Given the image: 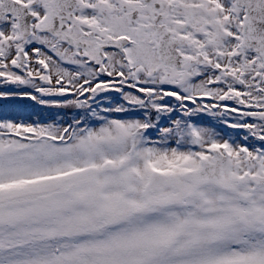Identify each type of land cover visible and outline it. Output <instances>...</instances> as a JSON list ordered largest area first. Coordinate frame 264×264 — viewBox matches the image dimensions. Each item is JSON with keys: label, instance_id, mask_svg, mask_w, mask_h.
<instances>
[{"label": "snow or ice", "instance_id": "1", "mask_svg": "<svg viewBox=\"0 0 264 264\" xmlns=\"http://www.w3.org/2000/svg\"><path fill=\"white\" fill-rule=\"evenodd\" d=\"M0 264H264V0H0Z\"/></svg>", "mask_w": 264, "mask_h": 264}]
</instances>
